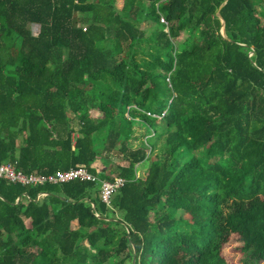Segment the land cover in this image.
I'll return each mask as SVG.
<instances>
[{
  "label": "trees",
  "instance_id": "obj_1",
  "mask_svg": "<svg viewBox=\"0 0 264 264\" xmlns=\"http://www.w3.org/2000/svg\"><path fill=\"white\" fill-rule=\"evenodd\" d=\"M263 1L0 0V264H264Z\"/></svg>",
  "mask_w": 264,
  "mask_h": 264
},
{
  "label": "built area",
  "instance_id": "obj_2",
  "mask_svg": "<svg viewBox=\"0 0 264 264\" xmlns=\"http://www.w3.org/2000/svg\"><path fill=\"white\" fill-rule=\"evenodd\" d=\"M160 21L166 23L162 16L160 17ZM153 115L156 116L155 114ZM74 136L75 133L72 134L73 143ZM0 179L21 185L65 183L75 179L97 182L100 200L106 205H110L112 195L122 187L126 181L122 176H114L110 179L100 178L98 174L91 172L84 164H78L68 169H58L50 174H40L36 172H23L22 170L16 169L14 164L8 161L0 163ZM44 195V192H40L38 197Z\"/></svg>",
  "mask_w": 264,
  "mask_h": 264
},
{
  "label": "rangeland",
  "instance_id": "obj_3",
  "mask_svg": "<svg viewBox=\"0 0 264 264\" xmlns=\"http://www.w3.org/2000/svg\"><path fill=\"white\" fill-rule=\"evenodd\" d=\"M262 6L264 7V1L262 3ZM81 15V14H80ZM87 16V15H85ZM80 24V23H79ZM85 25V24H82ZM31 31L33 34H36L38 31V26L36 24H32L30 26ZM188 39V34L186 32H181L180 35L174 39L175 45L179 46L183 42H185ZM189 40V39H188ZM135 134L133 138L130 140V144L132 146H138L141 140L143 139V136L146 134L145 127L141 125H135ZM103 156L107 158L108 165L106 168V172H109L110 169L113 171L117 170L118 165H126L127 161L124 159L122 154L118 150H113L109 153L103 152ZM146 165V164H145ZM93 167H96L98 170L101 169V161L96 160L93 163ZM114 175V174H113ZM116 216H120V212H117L115 214ZM241 245L240 241L237 238L236 234H232L229 238V241L223 246L221 253L224 256V258L227 259L228 262L231 264H241L240 257L241 253L239 251V246ZM131 264V263H128ZM263 264V263H259Z\"/></svg>",
  "mask_w": 264,
  "mask_h": 264
},
{
  "label": "water",
  "instance_id": "obj_4",
  "mask_svg": "<svg viewBox=\"0 0 264 264\" xmlns=\"http://www.w3.org/2000/svg\"><path fill=\"white\" fill-rule=\"evenodd\" d=\"M223 25H224V23H223V21H222V28H221V33H222V35H224V28H223ZM25 196H26V194H25ZM38 198H36L35 200H37ZM18 200V199H17ZM17 200H16V202H17ZM102 218H105V217H102ZM106 219H109V218H106ZM134 258L135 257H133V261H132V264H134Z\"/></svg>",
  "mask_w": 264,
  "mask_h": 264
},
{
  "label": "crops",
  "instance_id": "obj_5",
  "mask_svg": "<svg viewBox=\"0 0 264 264\" xmlns=\"http://www.w3.org/2000/svg\"><path fill=\"white\" fill-rule=\"evenodd\" d=\"M98 172H99V170H98Z\"/></svg>",
  "mask_w": 264,
  "mask_h": 264
}]
</instances>
